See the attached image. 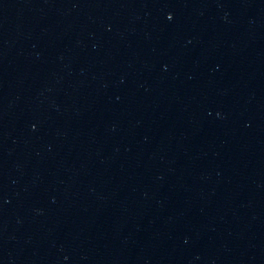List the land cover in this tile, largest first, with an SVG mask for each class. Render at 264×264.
Segmentation results:
<instances>
[{"label": "water", "instance_id": "95a60500", "mask_svg": "<svg viewBox=\"0 0 264 264\" xmlns=\"http://www.w3.org/2000/svg\"><path fill=\"white\" fill-rule=\"evenodd\" d=\"M0 264H264V0H0Z\"/></svg>", "mask_w": 264, "mask_h": 264}]
</instances>
